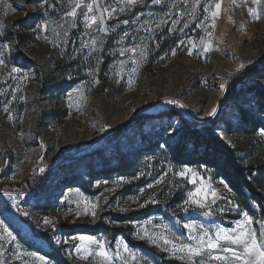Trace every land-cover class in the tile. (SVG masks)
<instances>
[{
    "label": "rangeland",
    "instance_id": "374dc122",
    "mask_svg": "<svg viewBox=\"0 0 264 264\" xmlns=\"http://www.w3.org/2000/svg\"><path fill=\"white\" fill-rule=\"evenodd\" d=\"M77 2L0 0V44L10 47L7 53L0 49L5 60L0 64V181L16 185L42 175L25 192H0V264H109L98 255V244L77 252L80 236L100 241L111 264H189L173 244L196 246L193 237L207 231L214 238L219 228L239 231L245 212L253 218L246 227L264 241L261 208L243 204L245 199L213 170L173 169L158 151L143 154V139L155 147L157 131H165L166 141L179 126L177 117H164L163 110L183 105L186 118L213 121L223 113L231 79L254 67L264 70V0H139L133 6L97 0L94 14L115 9L111 18L105 13L99 29L84 24L83 4L92 0H83L72 27L66 13ZM216 3L221 7L213 17ZM250 8L257 9L258 19ZM45 21L48 31L37 27ZM12 67L20 72L9 76ZM250 82L264 88V78ZM242 105L256 107L252 98ZM230 111L224 118L237 122ZM151 113L155 116L143 125L123 128L120 137L111 138L132 119ZM260 132L246 138L220 128L217 134L264 165ZM69 148L75 149L72 156L45 171L48 161ZM119 157L135 163L133 175L90 177L92 167L104 173ZM185 169L192 171L179 175ZM259 191L264 195V182ZM123 217L131 219L120 221ZM89 227L100 231L91 234ZM207 253L193 259L236 264L222 249L211 255H227L228 261L209 260Z\"/></svg>",
    "mask_w": 264,
    "mask_h": 264
},
{
    "label": "trees",
    "instance_id": "16d2710c",
    "mask_svg": "<svg viewBox=\"0 0 264 264\" xmlns=\"http://www.w3.org/2000/svg\"><path fill=\"white\" fill-rule=\"evenodd\" d=\"M22 24L30 30L24 21ZM262 65L264 66V63ZM261 67L251 68L247 70V73L240 72L231 79L224 96L223 113L213 121L199 124L191 118H186L184 116L186 115L185 111L178 106H171L163 110L164 117L176 116L179 120V126L166 141L163 138L165 131H157L154 135V139L158 141L155 147L151 140L143 139L146 146V151L143 154L158 151L173 169L181 167L211 169L218 178L226 181L234 193L245 199L243 204H257L264 214V195L259 191L264 182L263 162L254 160L252 157L247 159V153L242 156L238 153V149L227 145L217 134L220 128H224L230 135H242L250 138L264 130V88L250 82L251 78H264V70H261ZM251 98L256 107L252 109L244 107L242 103ZM227 110H231L230 113L236 117L237 122L232 123L224 118L223 114ZM153 116L155 115L152 113L137 116L122 126L111 138L120 137L123 134V128H132L138 124L143 125L146 117ZM199 127L201 128L199 129ZM63 160H65V156L58 154L55 159L47 162L48 164L44 166L45 171ZM115 160L117 163L111 169L105 166L102 170L104 173L96 172V167H92L90 177L94 178L97 175L99 179H109V176L114 173H119L122 176L133 175L132 170L135 164L133 161H129L126 157H119ZM41 178V173H38L29 176L22 183L16 185L0 181V192H25L28 186L36 187ZM130 219L131 217H123L120 221ZM99 231L97 227H89L86 232L95 235Z\"/></svg>",
    "mask_w": 264,
    "mask_h": 264
},
{
    "label": "snow or ice",
    "instance_id": "6c2138e0",
    "mask_svg": "<svg viewBox=\"0 0 264 264\" xmlns=\"http://www.w3.org/2000/svg\"><path fill=\"white\" fill-rule=\"evenodd\" d=\"M47 0H45V3ZM124 2L129 5L133 6L139 2V0H124ZM160 0H152V3H159ZM235 0H233V3ZM83 0H80V2H77L73 5L71 11L67 12L66 15L73 18L72 27H76L75 18L77 17V10L82 7ZM253 4H259L260 0H252ZM94 5L98 6L97 0H92L91 3L83 4V7L87 9L86 12L82 13L84 18V24L86 28H91L93 25L97 26L99 29V26L104 23V17L105 13H108L109 18H111L112 13L115 11V9L109 10L108 8H101L98 12V14H94ZM220 3H216L215 8L216 12H213V17L217 16L219 14L220 10ZM124 9H120V11H123ZM47 10H45L46 12ZM249 12L255 17L259 18V14L257 12L256 8H250ZM125 24L128 23L127 20L124 21ZM58 27L60 25H57ZM215 25L213 24V27ZM38 28L42 29L43 31L49 30V24L45 21L42 24H39L37 26ZM107 29H105L106 31ZM54 35H59V33L56 32L55 29H52ZM3 33V24H0V34ZM65 35H67V32H65ZM125 36L128 35V33L124 34ZM47 39V37H45ZM96 41L92 40L91 45H95ZM89 45H85L87 47ZM0 49L3 50V52L7 53L10 52V47L8 44H0ZM210 50V46L205 48V51ZM130 51L135 52V48L130 49ZM123 54V53H121ZM175 53H173L174 55ZM5 60L0 56V64H4ZM20 72L19 68L12 67L10 72L8 73L9 76H11L13 73ZM27 79V77H24ZM96 83H99V81H95ZM223 87V85L221 86ZM79 91V89H77ZM168 103H173V101H168ZM180 107H183V105H179ZM209 115L214 116L215 110H213ZM260 135L264 137V130H261ZM192 171L191 169H185L184 171H181L179 175L184 176L186 172ZM199 190L197 193L190 194V196L195 197L199 195ZM213 197H215L216 193H212ZM188 201H186L187 203ZM192 203L199 204L201 207H204L205 205L202 203V201L197 199H192ZM215 201L213 200V203ZM92 215L95 216V211L92 212ZM244 220L239 222L237 224V231L236 229L233 230L232 233H229L225 231L223 228L217 229V231L213 235L209 234L207 231H205L203 236L200 237H193V239L197 240L196 246H193L192 244H181L179 248H176V245L173 244V248L178 251L185 254L187 257V260L189 264H197V261L193 259V257L201 256L205 254V250H208V258L209 260H215V261H228L229 256H221V255H211L212 250L216 249H222L224 253H230L231 260L235 261L236 264H264V241L260 240L257 236V233L255 230H253L251 227H246V225L251 226L253 224V218L245 212L244 214ZM185 227L192 228V225H185ZM262 227H264V224H262ZM9 235H11L9 233ZM78 239L81 241V244L77 247V252H90L91 249L89 248L90 245L98 244L100 245V249L98 252V255L103 257L106 261L111 264V257L109 256V253L104 248L103 244L98 241L95 237L91 236H80ZM225 242V244L222 245L221 242ZM165 244L171 243L168 240L164 241ZM230 245H235L237 247H232ZM239 249V250H238ZM125 252H128L127 246L124 248ZM119 255V253H117ZM131 255L132 259L135 260V255L129 253ZM123 259V257H121ZM199 264H205L204 261H200Z\"/></svg>",
    "mask_w": 264,
    "mask_h": 264
},
{
    "label": "built area",
    "instance_id": "2783aa9c",
    "mask_svg": "<svg viewBox=\"0 0 264 264\" xmlns=\"http://www.w3.org/2000/svg\"><path fill=\"white\" fill-rule=\"evenodd\" d=\"M74 151H75V149L71 148L68 152L64 153L63 156H65V158H67L68 156H72V154H74L73 153Z\"/></svg>",
    "mask_w": 264,
    "mask_h": 264
},
{
    "label": "bare ground",
    "instance_id": "6f19581e",
    "mask_svg": "<svg viewBox=\"0 0 264 264\" xmlns=\"http://www.w3.org/2000/svg\"><path fill=\"white\" fill-rule=\"evenodd\" d=\"M68 150H70V148H69ZM63 152H65V153H66V152H68V151H66V150L64 149V150H63Z\"/></svg>",
    "mask_w": 264,
    "mask_h": 264
}]
</instances>
